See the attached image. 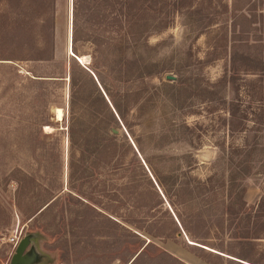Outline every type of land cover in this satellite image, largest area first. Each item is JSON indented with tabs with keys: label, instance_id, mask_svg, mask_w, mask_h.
Listing matches in <instances>:
<instances>
[{
	"label": "rangeland",
	"instance_id": "obj_1",
	"mask_svg": "<svg viewBox=\"0 0 264 264\" xmlns=\"http://www.w3.org/2000/svg\"><path fill=\"white\" fill-rule=\"evenodd\" d=\"M226 1L211 2L221 9ZM199 3L139 0L138 10L151 18V34L120 51L105 42L96 49L89 40L109 36L107 0H0V264H12L25 236L31 240L30 264H130L138 244L148 239L153 243L132 264H264V151L250 150L246 174L236 172L227 155L235 141L264 138V0L238 1V8H252L253 14L238 19L249 31L239 37L224 11L203 26H191L189 12L202 7ZM71 5L74 12L78 7L75 53L81 62L70 51ZM234 38L243 41L236 78L230 72ZM258 39L263 41L254 42ZM76 62L86 63L114 93H138L127 114L132 127L113 129L122 169L134 158L133 172L140 177L138 162L147 172L152 167L172 197L170 205L160 203L146 183L140 187L145 198L125 202L121 192L130 168L116 172V196L109 202L106 152H92L96 174L92 166L81 169L76 188L68 184L67 130L54 117L58 107L64 109L68 81L37 80L51 78L33 73L68 72L72 64L89 93L92 86ZM232 108H238L235 118ZM45 143L48 152H42ZM212 176L216 190L199 203L195 227L183 217L206 249L190 244L196 239L190 233L172 232L175 213L185 209L175 190L185 178ZM231 177L235 185L226 200Z\"/></svg>",
	"mask_w": 264,
	"mask_h": 264
},
{
	"label": "trees",
	"instance_id": "obj_2",
	"mask_svg": "<svg viewBox=\"0 0 264 264\" xmlns=\"http://www.w3.org/2000/svg\"><path fill=\"white\" fill-rule=\"evenodd\" d=\"M108 5L110 7V16H109V28L110 33L109 36H105V38H94L92 37L91 42L96 47V49H101V45L105 42V47L108 48H118L120 51H124L126 46L134 43H139L143 39H148L151 31V18H145L144 13L138 10L137 4L139 0H107ZM187 0H176L178 6H182L183 3ZM202 7L196 9H191L188 16V23L191 26H203L205 23H209L213 21V17L219 15L224 11L225 13L231 16V23L229 27L231 28V32L233 35L239 37L241 34L248 33L246 28L242 26V24L238 23V19L247 18L252 16V8H238L239 0H227L226 2H222L221 9L215 6L209 0L208 5L205 6L206 0H201ZM205 6V7H204ZM78 9V7H77ZM75 7V12L73 9V52L77 51V42L80 40L79 38V27H78V10ZM143 14V15H142ZM165 21L164 16L159 20L158 23H163ZM156 23V22H155ZM263 40L258 39L254 40V42H262ZM243 41L234 38L233 42L229 44L230 49V57H231V77L236 78L240 74V69L237 67V60L239 55V49L241 48V43ZM245 43V42H244ZM239 44V45H238ZM219 46H221L219 44ZM218 46V47H219ZM75 55H77L75 53ZM84 56V55H80ZM47 61V60H46ZM49 61V60H48ZM77 68H79L86 80H88L92 86L91 91L89 93L85 92V85L74 73L73 65L70 64L68 68V72H52L49 75H40L35 74V76H45L50 77L51 79H37V80H67L68 88H67V96L64 103V118L62 119L65 122V128L67 130V169H68V184L72 188H76V183L78 179H81L76 176V173L81 169L83 171L87 170L90 166L94 167L92 169V175L96 174L95 166L97 162L92 157V152H106L107 155V173H108V181L107 187L105 185V195L109 197V202L114 201V197L116 196V192L113 188L115 182L116 172L122 171V173H127L125 168H130L131 173L127 177V181L123 182V188L121 192V196L125 199V202L128 203L130 199H143L145 198V194L141 187L143 183H146L154 192L156 198H158L160 203L166 202L169 204V200L172 198L169 194V191L166 189L164 182L156 177V172L152 170L150 166L148 172L145 167L139 164L138 168L140 169L141 176L136 174L134 171L135 165L134 163L138 160L134 158V163L129 167H125L122 169L123 162L121 158L120 151L118 150V133H114L113 129L119 130L120 124L128 125V127H132L127 119V114L129 112V108L133 104V100L138 95L135 92H126L123 95H119L117 91L114 93L110 88L106 85V83L100 78L91 75V70L86 63H74ZM33 72V70H30ZM91 72V73H90ZM97 78V79H96ZM49 108V107H48ZM47 108V109H48ZM264 115V109H260ZM238 108H232L229 112L230 116L237 117L238 116ZM248 114L244 116V127L247 128L248 123ZM250 114H257L256 110H251ZM55 117V115H54ZM49 125V123H47ZM246 132V131H244ZM43 136L48 137L49 134L45 133ZM49 144L45 143L42 152H48ZM233 149L232 152H227L228 158L231 161L232 166L234 167L236 172H240L242 174L249 173V169H251V154L250 150H257L261 154L264 151V138L260 139L259 136L256 138V142L251 141L249 138H244L241 142H233L231 145ZM80 153V158L77 160L76 155ZM222 152L221 154H224ZM262 157V156H261ZM92 158V159H91ZM88 160L91 162L88 163ZM260 165H264V159L261 160ZM232 172V171H231ZM264 173V172H263ZM91 175V176H92ZM77 177V178H76ZM89 177V176H88ZM188 177H191L188 176ZM126 180V179H125ZM22 183V181H21ZM235 185V179L233 177L228 178L226 180V194L225 198L228 200L232 198L231 188ZM216 187V179L214 176L208 178L206 181L201 178L192 177L190 179L181 180L176 188V196L181 200V203L185 206V209L180 213H175V218L177 224L173 225L172 232L174 234H184L190 233L192 236V230L188 224L184 221L183 217L187 216L191 223L194 226L193 222H197L201 216L202 210L199 207V203L204 198H213ZM161 189V191L159 190ZM163 188V189H162ZM82 195V194H81ZM71 196V195H70ZM209 196V197H208ZM59 196H54L40 211L35 212L33 214L36 217L38 214H41L46 208H48ZM165 200V201H164ZM264 201V197H263ZM170 205V204H169ZM135 211L127 212V219L133 215ZM38 213V214H37ZM112 214L116 213L115 211L111 212ZM179 221V223H178ZM195 227V226H194ZM128 229V228H126ZM146 230V229H144ZM141 235V234H139ZM196 239H192L198 241L199 236H193ZM153 242L151 241H142L137 246V254L131 260L130 264H132L138 256ZM198 243H200L198 241ZM205 245V244H204ZM198 246V245H197ZM207 248H209L206 245ZM159 248V247H158ZM212 249V248H211ZM139 251V252H138Z\"/></svg>",
	"mask_w": 264,
	"mask_h": 264
},
{
	"label": "water",
	"instance_id": "obj_3",
	"mask_svg": "<svg viewBox=\"0 0 264 264\" xmlns=\"http://www.w3.org/2000/svg\"><path fill=\"white\" fill-rule=\"evenodd\" d=\"M72 6V5H71ZM73 6L71 7V37H70V51L72 52L73 50ZM78 60L79 58L75 55ZM81 62V60H79ZM173 76H169V78H172ZM97 79V78H96ZM67 160V159H66ZM66 169H67V163H66ZM161 191V189L159 188ZM177 219V218H176ZM179 223V221H178ZM187 237V236H186ZM151 241L148 239V242ZM190 244L192 245H198L203 248L208 249L205 245H201L200 243H197L196 241L193 240H188ZM31 243L30 237L25 236L23 237L17 244L16 246V251L12 256L11 263L12 264H30L34 262V258L31 256L29 252H27V249ZM213 251V250H212Z\"/></svg>",
	"mask_w": 264,
	"mask_h": 264
},
{
	"label": "bare ground",
	"instance_id": "obj_4",
	"mask_svg": "<svg viewBox=\"0 0 264 264\" xmlns=\"http://www.w3.org/2000/svg\"><path fill=\"white\" fill-rule=\"evenodd\" d=\"M72 55H75V53L73 52L72 50ZM77 56V55H75ZM80 60V59H79ZM55 117L58 121L62 120L63 117H64V109L58 107L56 110H55ZM46 127H49L48 125H46Z\"/></svg>",
	"mask_w": 264,
	"mask_h": 264
}]
</instances>
